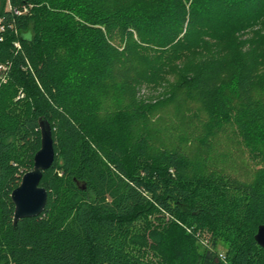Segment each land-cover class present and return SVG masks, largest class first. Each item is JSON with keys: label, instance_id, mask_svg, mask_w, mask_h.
Wrapping results in <instances>:
<instances>
[{"label": "trees", "instance_id": "obj_1", "mask_svg": "<svg viewBox=\"0 0 264 264\" xmlns=\"http://www.w3.org/2000/svg\"><path fill=\"white\" fill-rule=\"evenodd\" d=\"M263 18L264 0H0V264H264V36L177 66ZM41 119L47 201L14 227Z\"/></svg>", "mask_w": 264, "mask_h": 264}, {"label": "rangeland", "instance_id": "obj_2", "mask_svg": "<svg viewBox=\"0 0 264 264\" xmlns=\"http://www.w3.org/2000/svg\"><path fill=\"white\" fill-rule=\"evenodd\" d=\"M245 28L241 33H234L229 32V30L223 29L222 27H211L208 30V33H204V36H206L205 42L196 48L188 50L186 53L187 56L184 58L183 61L178 63L177 66L181 67L183 65H188L191 62L200 59L202 56H206V54L217 55L218 53H222L226 56L230 53L232 58L237 59L246 49L249 48V46L259 47L261 45L259 39L261 36H264V18L263 21L261 20V22L256 25H253V27L249 25ZM175 81V74L169 73V76L166 77V80L157 85V87H154L152 89L142 88L139 91L138 95L139 97L144 98L146 101L151 103L161 101L163 98L167 97V95L171 94V85ZM174 104L175 102L165 104L163 106L165 107V112L163 113L166 115H172L173 112L175 113V106H177V103L175 105ZM188 116L189 113H186L181 116V118H179L181 120L180 123L182 122L185 125L188 124ZM162 119H165V117H163ZM193 122L194 124L192 122L190 123V127L196 125L194 130H196V134L200 133V123L197 122V120H194ZM218 141H220V139ZM218 148L220 151V144H218ZM191 151H196V148L191 147ZM233 160L235 167L240 168L241 166L239 165L241 164L240 161L242 160L239 159L237 156L233 158ZM245 167L247 169V172H250L252 165L246 164ZM203 239L206 238L203 236ZM218 250L219 252L221 251V253H223L225 251V248L223 246H219Z\"/></svg>", "mask_w": 264, "mask_h": 264}, {"label": "water", "instance_id": "obj_3", "mask_svg": "<svg viewBox=\"0 0 264 264\" xmlns=\"http://www.w3.org/2000/svg\"><path fill=\"white\" fill-rule=\"evenodd\" d=\"M40 149L33 157V168L24 174L20 184L10 195L14 205L13 226L19 220L39 216L46 205L47 192L39 186L43 172L47 171L54 161V145L50 125L45 120H39ZM255 242L264 250V224L257 228Z\"/></svg>", "mask_w": 264, "mask_h": 264}, {"label": "built area", "instance_id": "obj_4", "mask_svg": "<svg viewBox=\"0 0 264 264\" xmlns=\"http://www.w3.org/2000/svg\"><path fill=\"white\" fill-rule=\"evenodd\" d=\"M27 11V9H23V11L21 12V11H18V10H15L14 12L16 13V14H21V13H25ZM16 47H18V44H16L15 45ZM0 69L2 70V69H4V67H1L0 66ZM222 257V255L220 254V258Z\"/></svg>", "mask_w": 264, "mask_h": 264}]
</instances>
